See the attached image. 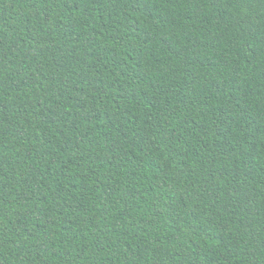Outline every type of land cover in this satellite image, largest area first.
Here are the masks:
<instances>
[{"label":"trees","instance_id":"obj_1","mask_svg":"<svg viewBox=\"0 0 264 264\" xmlns=\"http://www.w3.org/2000/svg\"><path fill=\"white\" fill-rule=\"evenodd\" d=\"M0 264H264V0H0Z\"/></svg>","mask_w":264,"mask_h":264}]
</instances>
